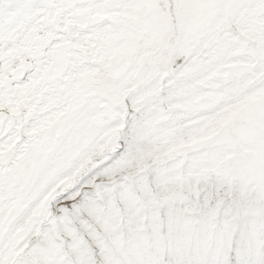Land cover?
<instances>
[{"label": "snow or ice", "instance_id": "6c2138e0", "mask_svg": "<svg viewBox=\"0 0 264 264\" xmlns=\"http://www.w3.org/2000/svg\"><path fill=\"white\" fill-rule=\"evenodd\" d=\"M0 264H264V0H0Z\"/></svg>", "mask_w": 264, "mask_h": 264}]
</instances>
